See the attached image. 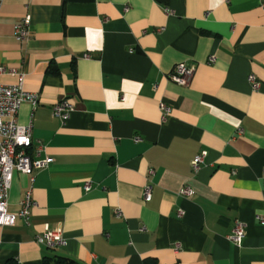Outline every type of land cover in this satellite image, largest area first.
<instances>
[{"label": "crops", "instance_id": "0c3cea01", "mask_svg": "<svg viewBox=\"0 0 264 264\" xmlns=\"http://www.w3.org/2000/svg\"><path fill=\"white\" fill-rule=\"evenodd\" d=\"M260 4L1 0L0 83L22 74L37 94L16 122L31 128L29 153L41 147L51 162L33 181L13 172L8 211L29 190L35 205L28 223L0 228V264H264ZM27 18L18 41L14 26ZM182 62L195 66L186 86L170 80ZM61 100L74 109L64 123L51 114ZM182 187L192 196L178 195ZM237 221L240 247L228 239ZM45 229L60 230L66 245H37Z\"/></svg>", "mask_w": 264, "mask_h": 264}, {"label": "built area", "instance_id": "2783aa9c", "mask_svg": "<svg viewBox=\"0 0 264 264\" xmlns=\"http://www.w3.org/2000/svg\"><path fill=\"white\" fill-rule=\"evenodd\" d=\"M260 8L264 13V0H261ZM1 9V0H0ZM28 18L14 26V34L18 41H23L28 36ZM88 59V55H83ZM215 61L214 57L209 59V63ZM3 69L0 68V73ZM195 73V66L188 62H182L175 66L170 75V80L179 86H186L191 81ZM23 75H17L15 84L0 83V228L12 227L17 220L28 223L30 210L35 205L31 197V191H27L19 203V210L13 214L8 211V194L11 187L13 172H19L30 176L33 181V173L48 167L51 162L49 157L40 158L41 147L34 149L33 154L29 153L32 148V137L30 126H21L16 122L17 113L23 103H30L35 107L38 103L36 93L26 91L23 87ZM248 81L253 89L259 87V82L254 76H249ZM73 106L67 100L57 102L51 109L53 117L64 123L73 112ZM159 110L165 119L170 109L163 103H159ZM136 140V139H135ZM206 153L203 152L192 160L191 168L194 172L198 171L203 164ZM261 180L264 186V169L261 172ZM85 189H89L86 184ZM150 185L143 190L144 201L150 200ZM193 192L189 187H182L178 195L184 197L192 196ZM257 221L264 226V216L256 217ZM245 236V226L241 222H236L228 239L237 247L242 245ZM35 243L47 249L57 246H65L66 240L60 230L45 229L43 233L35 236Z\"/></svg>", "mask_w": 264, "mask_h": 264}, {"label": "trees", "instance_id": "16d2710c", "mask_svg": "<svg viewBox=\"0 0 264 264\" xmlns=\"http://www.w3.org/2000/svg\"><path fill=\"white\" fill-rule=\"evenodd\" d=\"M65 1L92 2L93 0H65ZM157 1L162 4H166L167 0H157ZM44 263L45 264H77L74 260L66 257H54L52 259H46Z\"/></svg>", "mask_w": 264, "mask_h": 264}]
</instances>
